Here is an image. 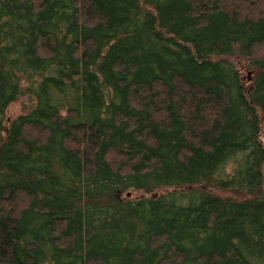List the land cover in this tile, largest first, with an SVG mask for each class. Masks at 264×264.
<instances>
[{"label":"trees","instance_id":"obj_1","mask_svg":"<svg viewBox=\"0 0 264 264\" xmlns=\"http://www.w3.org/2000/svg\"><path fill=\"white\" fill-rule=\"evenodd\" d=\"M0 264H264V0H0Z\"/></svg>","mask_w":264,"mask_h":264},{"label":"rangeland","instance_id":"obj_2","mask_svg":"<svg viewBox=\"0 0 264 264\" xmlns=\"http://www.w3.org/2000/svg\"><path fill=\"white\" fill-rule=\"evenodd\" d=\"M238 64L241 67V69H243L244 79L246 81H251L252 76H253V73L249 69H246L245 68V65L243 64L242 60L238 61ZM23 104H24V101H21V102L15 104V105H13L10 108L9 115H8L10 119L14 118V116H16V115H18V114H20V113L23 112V110H24ZM208 192L209 193H214L215 195H221V196L227 195V196L233 197V198H235L237 200L243 199L242 197L233 196L232 194L231 195H228V193H222L221 194L220 191H216V190H214V191L208 190Z\"/></svg>","mask_w":264,"mask_h":264}]
</instances>
